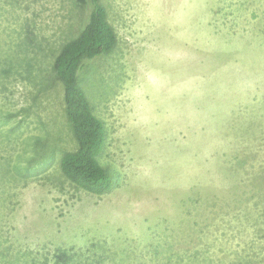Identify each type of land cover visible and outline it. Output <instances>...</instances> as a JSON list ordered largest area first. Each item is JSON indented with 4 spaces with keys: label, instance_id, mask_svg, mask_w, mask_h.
<instances>
[{
    "label": "rangeland",
    "instance_id": "obj_1",
    "mask_svg": "<svg viewBox=\"0 0 264 264\" xmlns=\"http://www.w3.org/2000/svg\"><path fill=\"white\" fill-rule=\"evenodd\" d=\"M103 3L118 46L79 73L116 174L96 196L60 172L77 141L53 72L89 10L0 0V264H264V231L239 215L264 209V0Z\"/></svg>",
    "mask_w": 264,
    "mask_h": 264
},
{
    "label": "trees",
    "instance_id": "obj_2",
    "mask_svg": "<svg viewBox=\"0 0 264 264\" xmlns=\"http://www.w3.org/2000/svg\"><path fill=\"white\" fill-rule=\"evenodd\" d=\"M75 1L81 7L89 10L87 21L77 37L68 40L61 46L53 62L55 77L53 78L63 86L66 118L77 141L75 151H67L62 154L59 169L62 175L76 187L89 194L103 196L109 194L116 184L114 170L110 166H104L101 162L106 149L108 131L104 121L96 114L94 106L91 105L85 90L81 86L79 73L87 61L111 55L118 46L119 36L110 22L103 0ZM29 42L32 43V38L29 39ZM17 61V63L11 62L8 69L5 70L8 76L19 72L18 67L22 66L23 61L22 59ZM10 117L12 118L11 115ZM14 132L15 129L11 133L12 135L10 134L12 143L16 137ZM32 144L34 146L39 145L36 147L37 153H42L47 148L46 145L42 144L41 139ZM31 161L35 162L36 159ZM13 169L19 173L16 175L21 176L23 180L30 176L31 167L29 166L22 167V164H16L9 167L11 173ZM262 170L261 180L256 186L264 189V168ZM263 214L264 209L257 203L254 207L246 205L239 212L240 218L253 222V229L256 227L257 231H264ZM242 223L247 226L246 222ZM245 234L249 235L248 233ZM60 258L66 261L71 259L64 252L61 253ZM235 259L234 264H251L246 259L239 261L238 256ZM3 261V264H8L5 259Z\"/></svg>",
    "mask_w": 264,
    "mask_h": 264
}]
</instances>
